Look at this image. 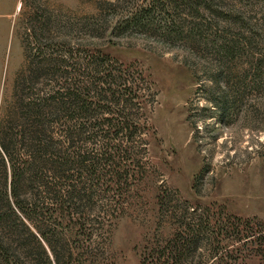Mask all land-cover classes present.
<instances>
[{
  "label": "trees",
  "instance_id": "trees-1",
  "mask_svg": "<svg viewBox=\"0 0 264 264\" xmlns=\"http://www.w3.org/2000/svg\"><path fill=\"white\" fill-rule=\"evenodd\" d=\"M121 1H109V10L117 11ZM233 11L224 0H147L109 29L156 35L196 56H214L217 66H207L209 85H198L208 105L188 115L203 160V145L216 139L218 124H232L247 107L245 97L261 88L255 79L234 80L227 66L253 38L219 25V18H241ZM51 19L42 10L28 19L27 64L15 78L11 112L0 118V264H73L91 249L92 238L107 237L123 210L124 191L143 172V103L153 101L154 89L100 50L51 39L59 29ZM101 28L85 33L100 37L108 27ZM207 69L198 68L201 74ZM208 169L203 164L200 172ZM157 201L174 231L142 254L139 264H229L232 251L218 253L226 222L234 240L248 237L239 236L245 222L237 217L191 205L167 190ZM201 248L208 251L204 260Z\"/></svg>",
  "mask_w": 264,
  "mask_h": 264
},
{
  "label": "rangeland",
  "instance_id": "rangeland-1",
  "mask_svg": "<svg viewBox=\"0 0 264 264\" xmlns=\"http://www.w3.org/2000/svg\"><path fill=\"white\" fill-rule=\"evenodd\" d=\"M109 1L116 0H0V118L12 110L15 78L27 64L26 44L31 40L27 21L40 10L50 14L51 24L59 28L51 39L100 50L129 67L137 80L142 76L155 91L153 101L143 103L148 129L142 175L124 191L123 210L112 220L107 237L92 238L91 249L73 264H139L142 254L174 231L171 217L158 211L157 196L165 190L191 205L247 222L238 226L239 236H248L242 240H234L237 236L226 222L219 237L224 246L218 253L232 251L226 259L229 264H264V0H224L235 15L240 11L242 16L232 17L234 21L219 18V25L253 37L227 66L234 80L255 79L261 88L245 97L247 107H241L232 124H218L213 131L216 139L203 145L204 160L192 138L188 115L194 107L208 105L198 85H209L212 71L207 66H217L214 56H196L156 35L109 30L147 0H123L114 12ZM105 25L108 28L100 37L85 33L90 28L102 31ZM201 66L207 74L199 72ZM197 128L202 131L200 125ZM203 164L209 169L201 173ZM108 195L109 204L113 201L111 192ZM257 236L261 239L255 241ZM201 252L204 260L208 251L201 248Z\"/></svg>",
  "mask_w": 264,
  "mask_h": 264
}]
</instances>
